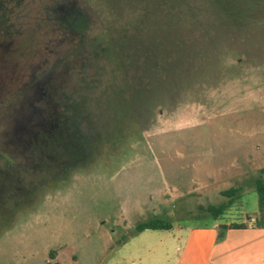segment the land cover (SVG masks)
Instances as JSON below:
<instances>
[{
  "label": "rangeland",
  "instance_id": "374dc122",
  "mask_svg": "<svg viewBox=\"0 0 264 264\" xmlns=\"http://www.w3.org/2000/svg\"><path fill=\"white\" fill-rule=\"evenodd\" d=\"M158 1L0 0V264H178L260 218L264 0Z\"/></svg>",
  "mask_w": 264,
  "mask_h": 264
},
{
  "label": "crops",
  "instance_id": "0c3cea01",
  "mask_svg": "<svg viewBox=\"0 0 264 264\" xmlns=\"http://www.w3.org/2000/svg\"><path fill=\"white\" fill-rule=\"evenodd\" d=\"M232 223L248 224L224 225ZM218 226L190 228L178 264H264V227L228 229L224 240L217 242Z\"/></svg>",
  "mask_w": 264,
  "mask_h": 264
},
{
  "label": "trees",
  "instance_id": "16d2710c",
  "mask_svg": "<svg viewBox=\"0 0 264 264\" xmlns=\"http://www.w3.org/2000/svg\"><path fill=\"white\" fill-rule=\"evenodd\" d=\"M2 17L3 16H2V13H1V9H0V22H1ZM81 20L84 21L83 29H86L87 28V24H88L87 20H85L84 18H81ZM83 29H80V31L81 30L83 31ZM117 69H119V67ZM77 103H80L81 105H83L81 107V110H80V112H82V114H83V117L86 118V115L93 114V112H90L88 104L85 105V104L81 103V101H79ZM76 104H72V106L70 105V109L68 107L65 110V113L61 114V116L62 117H69V116L71 117L72 113H74V108H75ZM159 109H160V111L162 113L165 108H161L160 107ZM93 110H94V108H93ZM66 111H68V112H66ZM83 117L81 118V117L77 116V118L79 119L80 124H81V130L85 131V129L87 127L85 125L86 123H81V120H80V118L83 119ZM60 120H62V119H60ZM57 124L58 125L60 124L59 120L55 121V126H54L55 130H57L59 128V126H60V125L57 126ZM51 134H53V133H51ZM51 134H49V135H51ZM54 142H55V140H54ZM249 188L253 189L257 193L258 198H259V211L258 212H259L260 218L257 219V222L255 224H252V225L254 227H258V228L264 227V222H263L264 221V168L259 170V175L257 177H255V180H254L252 186L249 187ZM249 188H246L245 190H248ZM243 192L244 191L241 188H235V189L227 190L223 194H224V196L228 197L230 199L229 202H231L235 198H238L240 196V194L243 193ZM226 206L227 205L209 206L206 211L208 213H210L213 217L217 218L219 215H221V213L226 208ZM247 227H248V224H244V223H232L229 226H227V225H219L218 228H217L218 232H217V236H216V241L217 242H221L222 240H224L226 231L228 229H246ZM170 228H171V226H170V224L168 222H165V221L159 220V219H155V220H152L150 222L140 224L138 226V231L139 232H143L145 230H169Z\"/></svg>",
  "mask_w": 264,
  "mask_h": 264
},
{
  "label": "flooded vegetation",
  "instance_id": "af4514ba",
  "mask_svg": "<svg viewBox=\"0 0 264 264\" xmlns=\"http://www.w3.org/2000/svg\"><path fill=\"white\" fill-rule=\"evenodd\" d=\"M156 5H157V7H159V11H157V12H160L162 14L161 16H162V19H163V21H161L159 23L161 24L163 22H166L165 21V19H167L166 7H167V5H170V1L169 0H159ZM157 12L155 13V17L157 16L156 15ZM165 12H166V14H165ZM155 26H158V24L155 25Z\"/></svg>",
  "mask_w": 264,
  "mask_h": 264
}]
</instances>
